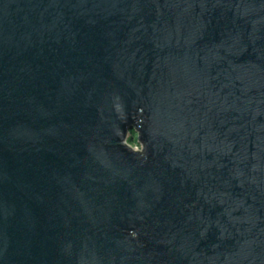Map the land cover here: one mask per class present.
Returning <instances> with one entry per match:
<instances>
[{
	"label": "water",
	"instance_id": "1",
	"mask_svg": "<svg viewBox=\"0 0 264 264\" xmlns=\"http://www.w3.org/2000/svg\"><path fill=\"white\" fill-rule=\"evenodd\" d=\"M0 264H264V0H0Z\"/></svg>",
	"mask_w": 264,
	"mask_h": 264
},
{
	"label": "rangeland",
	"instance_id": "2",
	"mask_svg": "<svg viewBox=\"0 0 264 264\" xmlns=\"http://www.w3.org/2000/svg\"><path fill=\"white\" fill-rule=\"evenodd\" d=\"M135 138L136 137L133 135L132 136V141L129 142V144L131 145V147L136 148V149H139V146H138L137 142L135 141Z\"/></svg>",
	"mask_w": 264,
	"mask_h": 264
},
{
	"label": "bare ground",
	"instance_id": "3",
	"mask_svg": "<svg viewBox=\"0 0 264 264\" xmlns=\"http://www.w3.org/2000/svg\"><path fill=\"white\" fill-rule=\"evenodd\" d=\"M136 150V148H134Z\"/></svg>",
	"mask_w": 264,
	"mask_h": 264
}]
</instances>
